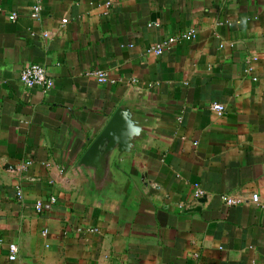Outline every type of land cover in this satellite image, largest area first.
I'll list each match as a JSON object with an SVG mask.
<instances>
[{
    "label": "crops",
    "instance_id": "0c3cea01",
    "mask_svg": "<svg viewBox=\"0 0 264 264\" xmlns=\"http://www.w3.org/2000/svg\"><path fill=\"white\" fill-rule=\"evenodd\" d=\"M34 1L0 0V264L9 245L20 264H264V0H39L33 20ZM29 64L50 91L20 84ZM138 95L156 111L134 159L145 198L84 204L73 167Z\"/></svg>",
    "mask_w": 264,
    "mask_h": 264
},
{
    "label": "water",
    "instance_id": "95a60500",
    "mask_svg": "<svg viewBox=\"0 0 264 264\" xmlns=\"http://www.w3.org/2000/svg\"><path fill=\"white\" fill-rule=\"evenodd\" d=\"M155 104L138 95L116 107L104 128L77 160L73 171L82 177L84 204L115 211L132 207L145 198L146 174L134 159L145 147L155 124ZM199 203L206 202L203 197Z\"/></svg>",
    "mask_w": 264,
    "mask_h": 264
},
{
    "label": "built area",
    "instance_id": "2783aa9c",
    "mask_svg": "<svg viewBox=\"0 0 264 264\" xmlns=\"http://www.w3.org/2000/svg\"><path fill=\"white\" fill-rule=\"evenodd\" d=\"M41 9L42 7H41L40 1L35 0L33 5L30 7L29 18L33 20L39 19ZM17 19H18L17 13L11 12L8 14L9 21L15 22ZM66 22H67L66 20H62V24H65ZM44 36L46 37L47 34H44ZM195 36H196V31L193 29H190L178 37H169L167 39L162 40L156 45H152L148 47L145 53L147 55H153V56L159 57L161 56L163 51L169 50L179 40H192L195 38ZM89 75H92L96 79V81L100 84H105L108 82L114 83V81H112L107 76V74L103 71L96 70V71L90 72ZM18 80L20 84L26 87L27 89H39L42 93H47L53 88V85H54L53 80L47 74L46 68L43 66L37 65V64H29L23 67L19 72ZM134 82H135L134 80L130 81L131 84ZM209 109L218 115H221L224 112L223 106L217 103L210 105ZM17 196L21 198L20 188H18L17 190ZM203 197H204V192L198 187H195L193 198L201 199ZM221 199L227 205H234L235 203H237V201H235L234 199L228 196H221ZM258 199L259 198L256 194H253L251 196V200L253 203H257ZM41 209H42V204L40 202H37L35 204L36 212L38 213L41 212ZM8 261L11 264H20L19 259H18V249L15 245H9L8 247Z\"/></svg>",
    "mask_w": 264,
    "mask_h": 264
}]
</instances>
